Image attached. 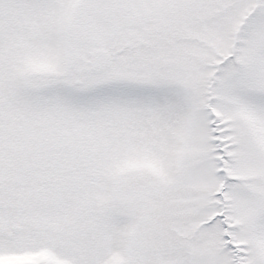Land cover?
I'll list each match as a JSON object with an SVG mask.
<instances>
[{
    "label": "snow or ice",
    "instance_id": "6c2138e0",
    "mask_svg": "<svg viewBox=\"0 0 264 264\" xmlns=\"http://www.w3.org/2000/svg\"><path fill=\"white\" fill-rule=\"evenodd\" d=\"M0 264H264V0H0Z\"/></svg>",
    "mask_w": 264,
    "mask_h": 264
}]
</instances>
